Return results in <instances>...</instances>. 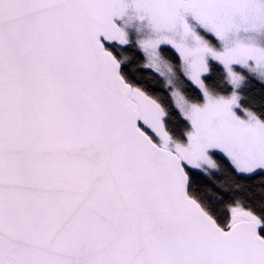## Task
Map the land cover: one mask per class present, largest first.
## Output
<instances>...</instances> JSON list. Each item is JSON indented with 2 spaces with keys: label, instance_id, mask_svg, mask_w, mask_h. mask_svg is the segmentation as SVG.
Segmentation results:
<instances>
[{
  "label": "snow or ice",
  "instance_id": "snow-or-ice-1",
  "mask_svg": "<svg viewBox=\"0 0 264 264\" xmlns=\"http://www.w3.org/2000/svg\"><path fill=\"white\" fill-rule=\"evenodd\" d=\"M0 264H264V0H0Z\"/></svg>",
  "mask_w": 264,
  "mask_h": 264
}]
</instances>
